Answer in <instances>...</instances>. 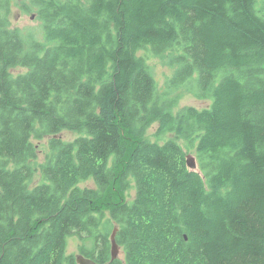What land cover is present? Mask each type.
<instances>
[{
    "label": "trees",
    "instance_id": "1",
    "mask_svg": "<svg viewBox=\"0 0 264 264\" xmlns=\"http://www.w3.org/2000/svg\"><path fill=\"white\" fill-rule=\"evenodd\" d=\"M256 3L23 0L39 35L13 26L11 0H0V264H78L71 234L79 253L107 264H264ZM140 49L174 68L170 86L210 105L175 111ZM156 122L175 137L149 139ZM46 136L40 162L34 139ZM178 139L195 149L197 170ZM90 178L95 187L79 185ZM116 227L123 257L112 261Z\"/></svg>",
    "mask_w": 264,
    "mask_h": 264
},
{
    "label": "rangeland",
    "instance_id": "2",
    "mask_svg": "<svg viewBox=\"0 0 264 264\" xmlns=\"http://www.w3.org/2000/svg\"><path fill=\"white\" fill-rule=\"evenodd\" d=\"M257 7L260 10H264V0H257ZM9 17L13 26L19 27L20 29L26 31H34L39 35H42L41 32V21L37 17V13L35 8L28 10L27 4L23 5V0H11ZM139 55L145 56L148 63L152 67L154 77L157 81L158 91L163 100H172L175 96H177L176 105L174 110L185 107V106H196L198 108L207 107L212 102L209 98H198L194 95V90L187 91L185 86H181L179 88H173L168 84V79L174 74V68L167 62L166 59L153 56L148 49H140L138 51ZM25 71L23 67H14L12 68V72L14 74ZM197 74H195V77ZM187 84L191 87L192 80H188ZM158 122L152 124L146 136L152 141H158L163 143L169 138H174V134L170 132H166L158 135ZM59 137L67 140L74 139L78 133L71 130H64L58 134ZM50 136H46L42 139H34V142L38 144L41 148V151L38 155V160L42 162L45 160L47 152H49L48 140ZM181 146H183L186 150V156L191 154L196 157L195 149L188 148L187 142L183 139L177 140ZM197 159V158H196ZM199 168V167H198ZM42 180L40 172H37L32 180L33 185L40 182ZM80 186H89L95 187V182L93 179H87L79 184ZM135 196L134 187L131 186V189L125 192V197L127 200L131 201ZM82 240L76 235L71 234L68 237V247L67 253H73L75 255L79 254V244H81ZM120 257H123V251L121 248Z\"/></svg>",
    "mask_w": 264,
    "mask_h": 264
},
{
    "label": "water",
    "instance_id": "3",
    "mask_svg": "<svg viewBox=\"0 0 264 264\" xmlns=\"http://www.w3.org/2000/svg\"><path fill=\"white\" fill-rule=\"evenodd\" d=\"M187 165L192 170L198 169V162L194 155H187ZM118 227H116L111 235V242H112V248H111V254H112V261L117 259L120 256L121 252V246L118 244L116 240V234H117ZM76 260L78 264H107L106 262H98L90 257L85 256L82 253H79L76 255Z\"/></svg>",
    "mask_w": 264,
    "mask_h": 264
}]
</instances>
